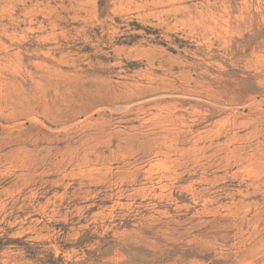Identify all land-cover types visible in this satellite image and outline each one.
<instances>
[{"label": "rangeland", "instance_id": "1", "mask_svg": "<svg viewBox=\"0 0 264 264\" xmlns=\"http://www.w3.org/2000/svg\"><path fill=\"white\" fill-rule=\"evenodd\" d=\"M0 264H264V0H0Z\"/></svg>", "mask_w": 264, "mask_h": 264}]
</instances>
